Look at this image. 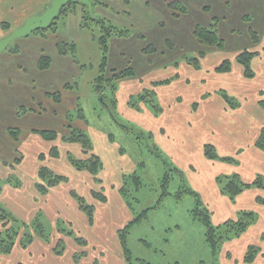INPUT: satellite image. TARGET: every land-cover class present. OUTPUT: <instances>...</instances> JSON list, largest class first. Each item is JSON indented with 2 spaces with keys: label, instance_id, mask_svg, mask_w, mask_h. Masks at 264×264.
<instances>
[{
  "label": "rangeland",
  "instance_id": "1",
  "mask_svg": "<svg viewBox=\"0 0 264 264\" xmlns=\"http://www.w3.org/2000/svg\"><path fill=\"white\" fill-rule=\"evenodd\" d=\"M51 1L0 0V39L22 26L28 18L41 14ZM89 1L94 2L90 9L87 6L90 15L103 18L106 24L128 30L127 36H113L108 41L106 75L110 76L112 69L120 71L130 67L134 71L132 78L118 83V117L151 131L153 136L151 139L134 140L133 134L125 133L113 121L109 109L102 105L94 93L92 82L99 73L102 58L98 42L101 28L95 24L87 28L80 26L82 16H85L80 6L65 16L57 17L54 30H37L26 37L14 39L0 53L1 191L9 185L14 189V194L19 192L17 197L10 192L5 196L0 195V207L10 219L6 229L13 233L18 232V243L19 239L26 238L32 232V223L37 219L48 237L47 241L57 242L60 235L64 236L65 242L60 240L61 249L63 248V260L59 261L60 264H72L69 262L70 254L77 253L80 249L67 235L68 232L72 231L74 236H83L86 239L97 236L94 230H89L91 226L87 225L88 219L81 212V216H76L68 205L64 204L65 209L60 211L66 217L54 219L53 199H48L46 207L43 201L41 208L40 194L28 180L30 171L38 162L35 152L47 143L38 136L32 139V130H53L58 135H66L72 128H77L90 136L94 152L103 161V169L99 173L102 184L95 183L92 189L99 190V186H105L107 202L104 207H107L102 211L108 213L105 220L99 207L94 205L97 227H103L107 222L110 225L117 224L120 228L134 216L127 210L124 219V215L117 212L119 203L114 196L117 194L112 192V184H121L123 175L128 176L136 171L142 181L137 190L133 178L128 181L130 184L127 200L135 215L157 204L163 191L162 178L165 173L170 175L167 187L170 193L155 208L148 210L147 217L130 230L128 246L133 258L144 259L149 264H214L215 260L218 264H244L242 255L251 237L241 236L239 240L237 238L226 242L219 258L215 259L204 241L202 223L193 220L190 215L192 196L182 194V198L176 200L174 193L183 185L199 192L204 200L208 199L205 201L213 211L212 221L216 224L232 216L227 215L230 209L224 205L228 201L225 202L224 197L219 199L216 176L237 173L243 180H251L256 173L264 175V163L253 159L251 154L254 148L251 140L257 130L264 126V109L256 106L257 101L264 98V0ZM175 3L176 6L172 7L171 4ZM212 23H216L218 36L223 40V49L199 43L193 35L196 26L207 27ZM252 31L256 32L258 42L252 38ZM61 42L76 44L74 56L58 53L57 44ZM148 48H153V51H147ZM14 49L15 52L12 51ZM243 49L259 51L257 58L251 63L254 71L252 78H243L241 72L238 73V69L242 67L233 60ZM198 52H204L205 57L201 60L200 68L194 69L186 64V59L196 56ZM41 56L51 59L49 68L45 70L38 66ZM224 58L231 61L230 73H216L215 67ZM175 73H178V77L173 78ZM167 78L171 80L169 84L155 85L149 89L150 91L153 88L157 93L156 104L163 108L160 115H155L146 106L142 110H135L127 105V98L137 93L133 82L141 80V83L148 85L151 80ZM236 81L241 82L238 84ZM219 88L221 90L216 93ZM200 91L209 93L202 98V110L210 108L206 107L210 101L213 104L210 105L211 108L220 104L224 109L218 110L214 117H208L204 122L202 115V129L192 128L190 131L188 123L191 122L187 121H198L201 118L193 113L195 110H191L192 101ZM223 91L228 97L234 96L233 98L240 101L234 110L226 107L221 96L224 95ZM56 93L60 95L59 101L55 99ZM79 106L85 113L88 124L77 118ZM178 121L182 123L181 126H177ZM12 129H18L17 140L9 132ZM162 130L165 131L164 137L157 133ZM108 133L114 136L113 142L108 140ZM178 138L189 141V144L188 141L184 143L186 155L180 156L181 158L170 145L173 143L178 146L175 144ZM220 139L228 140L227 144L221 145ZM200 140L202 147L204 143L210 142L220 156H233L237 162L227 164L206 159ZM64 145L68 147L66 143ZM168 145L171 146L170 149L167 148ZM119 148L123 149V154L118 152ZM239 149L242 151L236 154ZM59 151V158L47 162L57 166L61 174L67 175V169L61 164L71 167L64 158L65 148ZM17 158L20 161L15 164ZM141 161L143 165L138 164ZM185 161L190 162V170ZM12 174L21 181L18 187L15 185V178L9 182L6 180ZM78 187L80 189H76L77 194L84 197L87 204H91V199L84 192V186L79 184ZM251 195L242 196L244 198H240L239 202L237 200L236 209L246 207L258 214L254 225L256 231H253L259 238L264 232V211L263 206L255 203L254 196L251 198ZM70 199L74 201L72 196ZM36 206L38 209L33 211ZM110 212L114 214L113 218ZM3 229L0 222V230ZM35 237L38 236L34 235L33 239ZM108 241L113 243V246L108 247L112 253L110 258L113 264L124 263L121 255L119 256L120 248L115 233L114 239L112 237ZM262 241L264 239L249 241L262 249L251 264H264ZM80 253L76 254L78 259L82 257L79 256ZM13 255L17 256V252ZM84 261L82 259L78 264H86Z\"/></svg>",
  "mask_w": 264,
  "mask_h": 264
},
{
  "label": "trees",
  "instance_id": "2",
  "mask_svg": "<svg viewBox=\"0 0 264 264\" xmlns=\"http://www.w3.org/2000/svg\"><path fill=\"white\" fill-rule=\"evenodd\" d=\"M92 4L94 2L91 1ZM100 3V2H97ZM77 6L82 8V11L85 13V16H82V21H80L81 27H89L91 25H98L101 28V34L98 38L100 50H101V63L99 68V73L94 78L92 82V89L94 93L98 96L101 100L102 105L107 107L110 112V116L113 121L116 122L117 125L127 134H133L134 140H142V139H151L152 133L151 131H146L137 127L130 122L123 121L118 117V113L116 110V102L117 96L116 93L118 91V87L120 82L132 78L134 75V71L127 67L123 70L116 71L114 69L111 70L112 74L110 76L106 75V66H107V54H108V41L111 37H123L127 36L128 30L127 29H119L112 24H106L103 18H96L90 15L89 10L85 4L81 3H68L60 10V16H65L69 12H73ZM172 7L176 6L175 4H171ZM184 11V9L182 8ZM177 16V15H176ZM56 25V21H54L49 29L54 30ZM47 31V30H46ZM193 35L199 43L213 46L218 49H223V40L218 36L216 23L210 24L207 27L196 26ZM251 36L254 41L258 42V36L256 32L252 31ZM58 53L62 55L71 54L74 56L76 51V44L74 42H61L57 44ZM13 52L16 49L12 50ZM147 51H153V48H148ZM259 51L257 50H248L243 49L239 51L235 57L234 61L237 62L242 67V74L245 78H252L254 76V71L251 68V63L254 59L257 58ZM205 57L204 52H198L196 56L186 59V64L191 65L194 69H199L201 66V60ZM51 63V59L48 56H41L39 60V68L41 70H45L49 68ZM175 66H178V62L175 63ZM216 73H228L231 70V61L229 59L224 58L221 63L215 67ZM175 77H178V73H175ZM141 81V80H140ZM171 80L167 79H159V80H151L149 81L148 85L143 84V87L136 93L131 94L127 98V105L135 110H142L143 106H146L149 110H152L155 115H160L163 112V108L160 104H156L155 97L157 93L152 86L158 85H166L169 84ZM145 85V86H144ZM70 87L69 85H66ZM221 90L219 88L216 93ZM260 95L262 96V90L259 91ZM224 95L221 94L226 107L229 109L234 110L240 104V101L237 98L228 97L226 93L223 91ZM209 93H204L202 98ZM56 100H60V95L58 93L54 94ZM259 107L264 109V98H261L257 101ZM195 108V104H192ZM77 118L82 119L87 122L85 113L83 112L82 108L78 107ZM68 127H70L68 125ZM102 130V129H101ZM104 131V130H102ZM15 140L18 139V129H12L9 131ZM32 133L38 135L42 140L49 141V142H56L60 141L62 143L68 144H77L80 146L82 155L76 156L72 152L67 151L66 159L67 162L77 171H86L88 172L93 178L94 182L97 184H102V179L99 177L100 171L103 169V161L101 157L94 152L93 142L90 136L82 129L72 128L69 134L58 135L56 131L53 130H32ZM109 141H114V136L111 133L107 135ZM253 146L257 149L264 152V126L260 128L255 140L253 141ZM120 153L123 154V149L120 148ZM157 151V148L155 147ZM242 150H238L236 154H239ZM158 152V151H157ZM202 153L206 157V159L211 161H218L227 164L236 163L235 157L230 156H220L215 146L210 143L206 142L203 144ZM60 151L57 145H52L47 154L44 152H40L38 155V160L43 162L47 157L49 158H59ZM21 158V157H20ZM20 158L15 159L14 163L17 164L20 161ZM139 165H143V162H139ZM14 167V166H12ZM176 168V167H175ZM177 169V168H176ZM178 170V169H177ZM179 171V170H178ZM181 172V171H180ZM122 178L121 184L118 188V192L122 199L124 200L128 210L130 213L134 214V216L121 228L117 229L116 235L118 238V242L120 244V248L122 251V255L126 261V264H149L146 260L140 258H133L131 251L128 246V235L130 233L131 228L142 221V219L147 217V212L151 208H155L157 204H160L163 200L164 196H167L170 192L167 190L170 175L165 173L162 178V194L161 198L158 199V202L155 206L147 207L142 210V212L135 215L133 208L131 207L130 202L127 200L129 193H128V185L130 184V178H133L135 189H139L142 184L141 178L137 175V172H133L132 174L125 176ZM10 178V179H9ZM16 180V186L18 187L21 184V181L16 179V177L12 174L8 176L6 179L8 182L10 180ZM68 181L67 175L55 172L52 168L45 164H40L37 170V181L34 183V187L39 194H46L48 190L54 186H57L60 183H65ZM215 182L217 185V189L219 192L220 197H224L226 201L232 206H237V200H241L240 198H244L242 196H249L252 194L254 196V201L258 205L263 206L264 210V175L261 173H256L255 176L251 180H243L241 176L237 173L233 174H225V175H217L215 178ZM99 190L92 189L90 191V195L94 200L97 202L104 203L107 200V197L104 193L103 185L99 186ZM2 190V184L0 183V192ZM182 194H188L193 198V206L190 209V215L193 220L200 221L204 227V241L209 248V251L212 256L217 259L219 258L222 247L226 242H230L234 239H239L244 233L248 231V229L256 224L258 219V214L251 209H247L243 207L241 209L236 210L233 216L227 217L225 220L221 222H217L216 224L212 221L213 211L209 208V203L206 202L200 195L199 192L195 191L190 186L183 185L181 186L180 190L174 193V197L176 200L182 198ZM70 195L78 204V208L80 211L87 217L88 222L92 223L93 215H94V205L87 204L85 202L84 197L77 194L75 190L70 191ZM251 195V196H252ZM246 196V197H247ZM213 202V200H212ZM227 205L229 206V204ZM10 219H8V214H5L3 209L0 207V222L2 227L4 228L0 231V255H5L11 252L12 248L14 247L15 243L17 242L16 236H18V232L14 231V233L10 229H6V224ZM32 223V232L26 236V238L19 239L20 245L22 247H27L34 237V235L47 240V236L44 234V229L40 222L37 219ZM23 235H25L23 233ZM70 237H73L74 241L78 245H86V240L82 236H74L73 232L70 231L67 233ZM260 239H264V232L261 233ZM61 242L57 241L55 247V253L60 255L63 248L61 249ZM261 248L254 244L250 243L245 247L244 253L242 255V262L244 264H251L255 261L258 254L261 252ZM85 253L81 252L79 256H83ZM227 256H230L227 253ZM78 256L76 255L75 259ZM216 262V260H215ZM214 264H218L215 263ZM21 264V263H18Z\"/></svg>",
  "mask_w": 264,
  "mask_h": 264
},
{
  "label": "crops",
  "instance_id": "3",
  "mask_svg": "<svg viewBox=\"0 0 264 264\" xmlns=\"http://www.w3.org/2000/svg\"><path fill=\"white\" fill-rule=\"evenodd\" d=\"M231 69H232V66H231ZM239 72H241V76H243V74H242V68L241 69H238V73ZM228 73H230V72H228ZM228 73H219V74H228ZM243 78H245V77L243 76ZM124 81H122V82H124ZM122 82H120V83H122ZM240 82H237V83L239 84ZM133 83L135 84V87H137V89H136L137 92L143 86V83H141L140 80L137 81V82H133ZM204 93H206V92H203L202 93L200 91V92H198V95L195 96V99L192 101L193 104L196 103L195 108L194 107L192 108L191 105H190L191 110H195L196 111V112L194 111L193 113L194 114L196 113V116H199V117L201 116L200 120H198V121H196V120L187 121V123L188 122L193 123V125L191 123H188V125H189L188 128H189L190 131H192V128H200V129H202V115H203V119H204L203 122H204V121H206V118H208V117H210V118L214 117V115L216 114V112L218 110H220V109L223 110L224 109V107L223 106H220V104L218 106H215L214 105V107L211 108L210 105L213 106V104H210L211 103V101H210V103H208L209 105L208 104L206 105V107H210V108L202 110V107L204 106V105L202 106V96H203ZM196 97H199V99L196 98ZM171 99L173 100L174 97L172 96ZM203 100H206V99H203ZM207 100H209V99H207ZM212 100H214V99H212ZM173 103H174V100H173ZM256 106H258V105H256ZM206 111H209V112H206ZM237 112L239 113V111H237ZM176 124H177V126H181L182 123L178 121ZM183 125H185V124H183ZM184 128H187V126H184ZM258 131L259 130H257L255 136L252 138V140H251L252 142L255 140V138H256V136L258 134ZM157 133L161 134L162 137L165 136V131L163 132V130L161 132L158 131ZM32 136H33L32 139H34L38 135H35V134L32 133ZM59 137H60V135H59ZM166 138H169V137L166 136ZM172 140H173V138H172ZM187 141H188V139H182L181 140V139L178 138L177 143H175L178 146H174L173 143H170L169 141H166V142L167 143H170V145L173 147V149L177 150L174 153L176 155H178V157H180V156L181 157H184L186 155V150H185L186 146H184V143H186ZM44 142H47L46 145H43V146H46L45 149H41V148H43V146H41L39 148V151H36L35 150L36 151L35 152V155H37V161L38 162L36 164L37 166H35V168L32 169V171H30V178H28L29 183L32 185L33 188H34V183L37 181V170H38V167H39L40 164H45V165L49 166L50 168H52L55 172L61 173L60 169L57 166L51 165V164H49L47 162L50 159L54 161V159H57V158H49V157H47L43 162H41V161L38 160V155H39L40 152H44L45 154H47L49 148L52 145L55 144V145H57L59 147V149H61V148L64 149L65 148V155H64V158L65 159H66V153H67V151L72 152L76 156H81L82 155L81 148L77 144L76 145H72V144H68L67 143L68 147H66L64 145V143L61 142V140L60 141H56V142H49V141H44ZM220 142H221V145H226L227 142H228V140L220 139ZM187 143L189 144V141ZM200 143H201L200 145H201V149H202V142H201V140H200ZM170 145L167 146L168 149L171 148ZM119 149H118V152L120 153V150ZM94 151H95V149H94ZM251 154L253 155L252 156L253 159H258L259 162L261 161V162L264 163V152L263 151H261V150L257 149L256 147H254ZM2 162L3 163H6V165L8 164L7 162H4V161H2ZM186 163H187L188 169L190 170V166H191L190 162H186ZM61 164L63 165V167H65L67 169L68 181L65 182V183L58 184L57 186H54V187L50 188L46 194H40L39 195L40 196L39 198L42 199V201H41V205L42 206H40V207L41 208L43 207V201H44V207H46V205L48 204V199L50 198V199H53V201H54V203L52 204L55 207V209L53 210L54 211V214H53V218L54 219H57V218H60V217H66V215L65 216H62V214H60V211H62V210L65 209L64 204L70 206V208L72 210H74V214L76 216L77 215L81 216L80 213H79L81 211L78 208V204L75 203L76 202L75 200H74L75 201L74 202L72 199H70V197H71L70 196V191L71 190H75L76 191V189H80V187H78V186H79V184H82V186H84L83 187L84 188V192L87 193L88 194L87 196L89 197V199H91V202L90 203L93 204V205H97L99 207V209L101 210V211L99 210L100 213L103 214V217L106 220V216H107V213L108 212H105V211H102V210H104L107 207V205H106V207H104L105 206V203L107 202V200H106V202L101 203V202H97L96 200L90 198V196H91L90 195V190L92 189V186H95L94 178L88 172H86V171H77V170H75L69 163L68 164L71 167H69L67 164H64V163H61ZM69 173H71L70 176H69ZM70 177H72V178H70ZM70 179H71V181H70ZM106 186H107V184H106ZM119 186H120V183H114V184H112V190H113L112 192H115L117 194V195H114L116 197V202L119 203V205H118L119 207H118L117 212L122 213L124 215L123 218L126 219V214H127V212L129 210H128V208H127L124 200L122 199V197L120 196V194L118 192ZM104 187L105 186H103V188ZM15 189L18 190V188H15ZM8 192H10L12 194V196H15V197H17L19 195V192L18 191H16V193L14 194L13 193L14 192V189H12V187H10L9 185L7 186V188L6 187L3 188V191L0 192V195L1 194L4 195V196L5 195H8ZM253 194H255V193H253ZM252 196H251V198H253ZM220 198L223 199V197H220L219 196V199ZM218 202L222 203L221 201H218ZM224 205L228 206L227 203H225ZM228 208L230 209V212H228L230 214L227 213V215H232L233 216L234 213L237 210L236 209V206L229 205ZM37 209H38V207L36 206V208H34L33 211H36ZM129 213H130V211H129ZM129 213H128V215H130ZM115 214H116V211H115ZM110 215H111V218H113V215L114 214L112 215V213L110 212ZM94 217L95 216L93 215V221H92V223H89L88 222L86 216H85V219L87 220V225L88 226H91L90 227L91 229H89V230H94L95 231V235H97V236H95V238H91V239H86L85 237L82 236L86 240V242H87L84 247H81V246L77 245V243H75L78 247H80V249L77 251V253L78 252H83L85 254L81 258H79V259L78 258L75 259L77 253L74 252L73 253L74 255L73 254H70L71 256L69 257V262L72 263V264H74V263L78 264L79 261H81L82 259L85 260L84 262L86 264H99V262L101 264H113V261L110 258L112 253H110V250L108 249V247H111V245L113 246V243H110V241H108V240H111L112 237L114 239V233H115L116 242L118 241V238H117V235H116V231L119 228L116 226L117 224L110 225L107 222L104 223L103 227H101V226L97 227V225H96V218L94 219ZM98 217H99V215H98ZM263 219H264V212H263ZM102 230H104V231H102ZM253 230L256 231L255 226L250 227L248 229V231H247L248 233L246 232L247 234L244 233L242 235V236L251 237L250 239H248V242H247L249 244L252 243V242H249V241H257V240L260 239V237L259 238L257 237L258 234L255 233V231H253ZM253 232H254V234L252 235ZM70 238L73 239V237H70ZM65 239L66 238L64 236H61V235L58 237V240H63L64 242H65ZM73 241H74V239H73ZM116 242L114 243V246L116 245ZM56 243L57 242L54 241V240L47 241V240H44L43 238H40V237L39 238L38 237H35L34 239H32V242L27 247H22L20 245V242H18V243H16L14 245V247L12 248V250H11L10 253L5 254V255H0V264H3V262H6L4 264H18V263H21V264H60L59 261L60 260H63V255H62L63 252L60 255H58V254L55 253V250L54 249L56 247ZM118 244H119V242H118ZM263 244H264V242L262 241L261 245L263 246ZM119 248H120V244H119ZM119 251H120L119 256L121 255V258H123V260H124V263H122V264H126V261H125L123 255H122L121 248H120ZM14 252H17V256L13 255ZM7 258H10V259H7Z\"/></svg>",
  "mask_w": 264,
  "mask_h": 264
},
{
  "label": "water",
  "instance_id": "4",
  "mask_svg": "<svg viewBox=\"0 0 264 264\" xmlns=\"http://www.w3.org/2000/svg\"><path fill=\"white\" fill-rule=\"evenodd\" d=\"M68 3H81L91 7L89 0H52L41 14L28 18L25 23L14 29L8 36L0 39V53L3 52L8 44L16 38L26 37L37 30H45L59 16L61 8Z\"/></svg>",
  "mask_w": 264,
  "mask_h": 264
}]
</instances>
